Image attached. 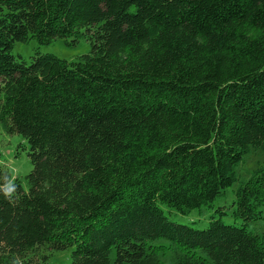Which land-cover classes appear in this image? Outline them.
Wrapping results in <instances>:
<instances>
[{"label": "trees", "instance_id": "1", "mask_svg": "<svg viewBox=\"0 0 264 264\" xmlns=\"http://www.w3.org/2000/svg\"><path fill=\"white\" fill-rule=\"evenodd\" d=\"M78 35L73 60L11 53ZM0 130L31 164L24 186L0 164V264H264V162L236 174L264 152V0H0ZM234 182L239 224L159 206Z\"/></svg>", "mask_w": 264, "mask_h": 264}, {"label": "rangeland", "instance_id": "2", "mask_svg": "<svg viewBox=\"0 0 264 264\" xmlns=\"http://www.w3.org/2000/svg\"><path fill=\"white\" fill-rule=\"evenodd\" d=\"M90 48L86 37L66 36L55 38L49 43L39 44L34 39H28L26 42H14L11 53L16 58H21L25 62L30 60L35 52L51 53L58 58L73 60L77 56L85 54ZM23 146V147H22ZM27 146L24 139L14 133L5 134L0 130V164L8 170L11 178H19L24 186V175L30 170L31 164L26 154ZM264 162V152L260 150H250L243 156L242 161L236 167V174L239 178L246 177L251 170ZM236 183L225 188L221 196L216 197L211 207L194 208L188 213H179L176 210L159 204L163 212L173 221L178 223H188L195 228L206 226L211 216L219 217L224 223H240L239 218L232 214V200L234 198V189ZM222 206L224 213L219 214L216 207ZM264 227V219H257L247 222L246 228L260 233ZM70 251L68 247L63 250L49 252L46 264H70ZM167 263V262H166Z\"/></svg>", "mask_w": 264, "mask_h": 264}]
</instances>
